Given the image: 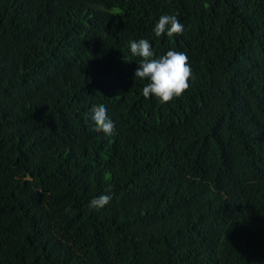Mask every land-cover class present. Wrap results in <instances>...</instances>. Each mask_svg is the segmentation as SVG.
<instances>
[{"label": "trees", "instance_id": "1", "mask_svg": "<svg viewBox=\"0 0 264 264\" xmlns=\"http://www.w3.org/2000/svg\"><path fill=\"white\" fill-rule=\"evenodd\" d=\"M140 39L183 95L144 98ZM0 264H264V0H0Z\"/></svg>", "mask_w": 264, "mask_h": 264}, {"label": "clouds", "instance_id": "2", "mask_svg": "<svg viewBox=\"0 0 264 264\" xmlns=\"http://www.w3.org/2000/svg\"><path fill=\"white\" fill-rule=\"evenodd\" d=\"M184 25L176 15H162L155 24L156 37L167 34L168 37L181 35ZM130 50L133 56L140 57L139 67L135 72V78L147 79L142 90L145 99L156 97L161 103H169L173 99L183 95L189 88L192 77L191 66L185 52L169 50L166 54L155 58L152 46L147 39L130 41ZM91 120L95 124L94 131L112 136L115 125L107 116L106 107L101 104L91 109ZM111 201L110 195H101L90 201L93 208H103Z\"/></svg>", "mask_w": 264, "mask_h": 264}]
</instances>
